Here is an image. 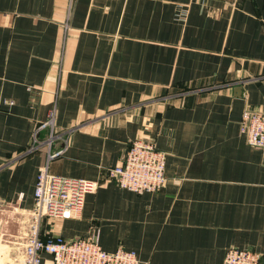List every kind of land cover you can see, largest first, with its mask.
Segmentation results:
<instances>
[{
    "label": "crops",
    "instance_id": "1",
    "mask_svg": "<svg viewBox=\"0 0 264 264\" xmlns=\"http://www.w3.org/2000/svg\"><path fill=\"white\" fill-rule=\"evenodd\" d=\"M52 108L69 133L49 173L96 188L43 239L97 230L141 264L264 256V151L239 131L244 110L264 112V0H0V264H22L47 152L29 148ZM134 140L165 153L158 192L109 174Z\"/></svg>",
    "mask_w": 264,
    "mask_h": 264
},
{
    "label": "built area",
    "instance_id": "2",
    "mask_svg": "<svg viewBox=\"0 0 264 264\" xmlns=\"http://www.w3.org/2000/svg\"><path fill=\"white\" fill-rule=\"evenodd\" d=\"M40 131H46L47 137L40 139ZM239 131L249 146L264 151L263 111L244 110ZM68 133L69 130L56 131L54 108L35 128L29 151L46 148V163L36 176L30 225L19 261L22 264H41V254H46L50 257V264H141L134 252L123 248L114 252L104 251L99 244L97 230L86 238L66 239L51 235L42 238L44 220L79 217L85 195L96 188V183L92 181L49 173L48 163L62 154ZM58 141L63 146L53 150L54 143ZM164 172L165 153L143 140L132 141L121 164L109 170L120 188L137 194L158 192L166 181ZM223 264H264V256L249 249L229 248Z\"/></svg>",
    "mask_w": 264,
    "mask_h": 264
}]
</instances>
